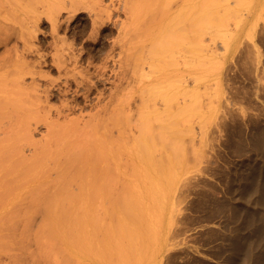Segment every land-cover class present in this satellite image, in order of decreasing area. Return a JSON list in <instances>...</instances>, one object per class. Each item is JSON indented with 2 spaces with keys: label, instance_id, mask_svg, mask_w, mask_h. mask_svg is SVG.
Instances as JSON below:
<instances>
[{
  "label": "rangeland",
  "instance_id": "1",
  "mask_svg": "<svg viewBox=\"0 0 264 264\" xmlns=\"http://www.w3.org/2000/svg\"><path fill=\"white\" fill-rule=\"evenodd\" d=\"M63 1L68 0H53L54 8ZM181 1L86 0L75 12L62 8L53 27L51 13L38 0H0V75L14 72L26 92L14 130L19 136L30 121L33 140L47 145V138L57 136L46 156L21 170L13 190L24 197L33 182L41 190L57 181L62 174L57 175L55 160L62 157L51 153L65 142L74 147L101 142V206L88 212L0 210V264H225L233 252L245 255L247 237L235 241L232 220L241 199L246 206L236 208L237 218L249 221L248 204L257 196L251 195L250 182L264 178L259 172L264 167V0H253L249 11L242 5L250 0H230L231 7L243 10L244 21L255 23L251 37L234 21L221 22L220 2L212 16L221 24L212 30L214 40L205 29L210 15L201 17L199 36L206 48L197 78L192 64L183 66L178 124H169L163 143L156 112L149 114L148 158L141 154V141L129 136L135 126H145L141 114L158 96L153 81L140 76L148 66L133 73L129 54L134 46V56L159 49L155 26L181 20ZM197 1L200 11L209 10L211 4ZM62 53L77 60L58 67ZM65 105L75 119L99 115L100 125L48 134L43 121L32 119L49 113L55 120V111ZM112 231L115 236L108 238ZM87 232L102 240L85 243Z\"/></svg>",
  "mask_w": 264,
  "mask_h": 264
},
{
  "label": "bare ground",
  "instance_id": "2",
  "mask_svg": "<svg viewBox=\"0 0 264 264\" xmlns=\"http://www.w3.org/2000/svg\"><path fill=\"white\" fill-rule=\"evenodd\" d=\"M38 1L43 6H46L47 12L51 13L49 20L54 27L57 24L56 16L62 8L69 6L67 7L68 11L75 12L80 8H84L83 4L86 0L63 1L64 6L60 7L61 5H57L58 9L54 8V3H52L53 0ZM126 1L127 0H125V2ZM219 2L222 4L220 5L222 8L217 11V14L221 22L234 21L236 26H240L241 31L245 32L246 37H251L255 23L247 20L244 21L242 11H249V6H251L253 0L246 1V3L242 5L245 6L242 11L236 7H231L230 0H205V3L211 4V6L208 11L203 12L198 8L197 0H182L180 3L181 8L178 11L179 17L182 18L181 20L175 24L171 23L173 20L170 22L168 20L167 23H163V27L162 23L155 26L154 30H158V32H155V36L157 38L156 41L159 44V49H154L155 51L148 50L147 55L134 56L137 51L134 46L135 50L129 54L131 65L134 69L133 73L138 68H140L141 71H144L145 65L148 66L149 70L143 72L140 76L147 78L149 81H153L151 88L155 89L158 94V96L153 95L152 98L155 97V99L152 104L145 105L147 114L144 115L143 112L141 114V122L144 117H146L143 123L145 126H135V133L129 134L133 141H141V144L139 145H142L143 147V150H141L143 158H148V156L150 157L152 154L147 145V142L150 141L151 135L149 130L146 129L150 124V113L156 112L158 120L157 129H160V140L163 143H166L167 140L165 131L169 124H178V119L184 103L182 83L185 80L186 75L183 71V66L186 62L192 64V77L197 78L199 76L197 72L199 69L198 61L200 60L201 52L206 48L204 43L205 38H200L199 36L201 33L200 19L202 16L210 15L211 20L210 22H207L205 29L210 30L209 34L211 39L214 40L216 34L213 33L212 30L214 27L218 28L221 26L220 23H215V20H212L214 19L212 16L216 15L215 4L217 3V5H219ZM237 2L240 3L241 1L238 0ZM13 11L19 12L20 10L18 8H13ZM254 13L255 11H253V14ZM183 21L185 25L181 26L180 24ZM238 37L239 36L233 37V40L228 44L230 45L229 48L232 47L231 45L238 39ZM142 45L146 46V42ZM139 59H142L143 62L139 63ZM66 60L75 62L77 59L73 53H62L59 58L58 67L64 64ZM0 64L3 65V63ZM151 75L155 76L153 80H151ZM139 82L144 81L140 78ZM24 90L25 88L20 84L19 76L15 75L14 72L9 70L0 75V210L35 209L39 211H49L73 208L76 211H89L90 208L101 206V142L99 141H95L93 146H81L79 143V145L75 147L65 142L60 149H55L51 153L60 154L62 157L59 160V163L55 160L56 173L57 175H60V173L62 174V176H58V179H56L57 181L43 184V188L37 190L35 182L32 183V179L30 184L32 183L34 187L26 191L27 194L24 197H21L22 192L17 194V191L13 190V186L16 185V182L18 181L17 176L22 174L21 170L25 166L30 165L34 160L46 156L48 154L47 152L51 151V148L55 143L57 144V136H55V134L51 138L46 139L47 145H43L41 142L33 140L30 137V121L26 124L24 132L17 136V133L14 130V121L17 120L16 114L25 106V102H23L22 98L23 93H26ZM148 90L151 91L149 88ZM50 95L49 91H47L46 99ZM72 109L73 108L69 105H65L64 108H58L54 114L56 117L55 120L51 119L49 113L35 115L32 119H34L36 123L40 120L43 121L47 127L48 134H51L62 127L67 130H74L82 129L81 127L95 128L100 125L101 117L99 115L89 116L88 119L81 115L75 119L70 117L69 112H71ZM61 119L63 120L62 123L60 121ZM178 129L176 132L180 133ZM260 131H263V129ZM16 140L23 142L19 145L18 143L16 144L13 142ZM27 146L30 150L28 154L25 153V147ZM44 147L47 149L45 152H43ZM240 147L242 148L243 146ZM262 147H264V145ZM259 149L260 148H258V150ZM263 149L264 148H262V151H264ZM119 150L120 148L116 147L115 151ZM125 151L128 153V149H125ZM262 171L264 172V167L260 166L259 172L262 173ZM248 179L249 178L245 179L247 180V184L249 182ZM250 187V189L255 188L251 192V195L254 193V195L257 196L252 198V202L248 204L252 213L249 217L247 216V220L249 218V221H244L246 219L244 217L245 219H241L240 222L237 218L239 212L238 208H240V206H246V203L241 199L236 202L235 206L238 212L236 211V208H233V210H235L234 219L237 221L231 216L234 212H231L230 214L233 219L230 220L235 222L234 224L236 225L235 228L237 232V239L234 237L235 235L233 237L236 242L241 241L243 235L247 237V247L245 246V251L247 250V252H245V255H242L243 257L239 256V252L241 251L231 253V256L229 255L225 258V264H264V178L262 175H260L259 180L252 183L250 182ZM174 203L175 201L173 204ZM232 205L234 206V204ZM232 205L229 207L230 210L233 207ZM171 206L174 208V205ZM242 214H244V212ZM241 217L243 218V216ZM111 230L112 229L108 231ZM86 234L87 239L85 240V243L90 244L97 240H102V235H100V238L96 233L90 234L87 232ZM107 235L108 238L110 235L115 236V232H107ZM238 250H241V247ZM122 259L119 260L122 261ZM124 261L127 263L126 260Z\"/></svg>",
  "mask_w": 264,
  "mask_h": 264
}]
</instances>
